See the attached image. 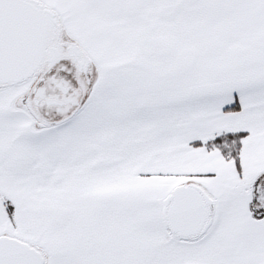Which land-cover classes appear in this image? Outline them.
Segmentation results:
<instances>
[{
    "label": "snow or ice",
    "instance_id": "snow-or-ice-1",
    "mask_svg": "<svg viewBox=\"0 0 264 264\" xmlns=\"http://www.w3.org/2000/svg\"><path fill=\"white\" fill-rule=\"evenodd\" d=\"M0 264H264V0H0Z\"/></svg>",
    "mask_w": 264,
    "mask_h": 264
}]
</instances>
